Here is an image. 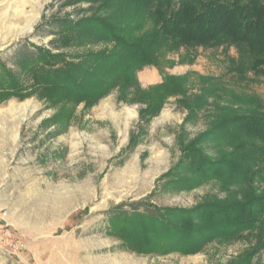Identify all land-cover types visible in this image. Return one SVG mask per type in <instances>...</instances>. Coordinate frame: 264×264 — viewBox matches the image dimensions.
I'll return each instance as SVG.
<instances>
[{"label":"rangeland","instance_id":"rangeland-1","mask_svg":"<svg viewBox=\"0 0 264 264\" xmlns=\"http://www.w3.org/2000/svg\"><path fill=\"white\" fill-rule=\"evenodd\" d=\"M91 7L76 0H0V62L13 69L17 45L47 47L54 38L56 28L45 26L46 21L77 19L89 15ZM100 48L97 44L79 51ZM178 55L166 57L173 64L162 73L145 67L146 72L154 70L157 83L145 85L140 71L136 74L141 89L161 84L165 76L188 82L185 95L169 97L144 130L138 123L144 105L120 102L117 92L89 109L77 107L64 126L65 121L50 122L55 109L35 96L0 101V212H6L7 224L0 264H264V243L256 246L251 234L215 238L189 254L135 250L122 234L130 231V239H137L130 230L138 229L135 221L117 218L134 208L141 213L151 206L187 210L239 191L221 180H197L194 174L180 173L182 168L177 176H166L183 159L186 144L208 131L215 108L233 103L243 92L259 97L264 106V77L240 80L230 64L238 58L232 47L198 48L185 63ZM216 83L224 92L210 93L207 104L187 122L184 99L193 101ZM199 147L217 156L213 144ZM14 239L22 243L21 250L13 252Z\"/></svg>","mask_w":264,"mask_h":264},{"label":"trees","instance_id":"trees-1","mask_svg":"<svg viewBox=\"0 0 264 264\" xmlns=\"http://www.w3.org/2000/svg\"><path fill=\"white\" fill-rule=\"evenodd\" d=\"M76 1L89 3L91 13L49 19L44 25H54L56 31L47 47L24 42L17 45L20 53L13 58V69L0 62V101L35 96L55 109L50 122L65 121L64 126L77 107L89 109L117 92L120 102L144 105L138 122L144 130L169 97L185 95V77L163 74V82L148 89L137 83L136 74L143 68L153 66L162 73L164 66H171L168 55L180 54V63H185L198 48L232 47L238 58L230 64L240 80L264 77V0ZM97 44L102 48L81 52ZM216 85L203 88L193 101L184 99L187 122L207 104L210 93L224 92L225 87ZM241 94L215 108L208 131L186 144L183 159L166 176L175 177L182 168L180 173L194 174L200 181L237 186L238 193L187 210L151 206L147 212L134 208L129 215L120 214L117 218L138 226L130 229L136 240L130 239V231L122 233L135 250L189 254L206 241L243 233L251 234L256 246L264 243V191L256 192L264 184V106L259 97ZM203 143L213 144L217 156L204 152L199 147Z\"/></svg>","mask_w":264,"mask_h":264},{"label":"built area","instance_id":"built-area-1","mask_svg":"<svg viewBox=\"0 0 264 264\" xmlns=\"http://www.w3.org/2000/svg\"><path fill=\"white\" fill-rule=\"evenodd\" d=\"M5 217H6V212L5 211H1L0 212V247H1V245L4 242H6V236H7L6 228H7V224H6ZM22 247H23L22 243L19 240L14 239V241L12 242V245H11V248L13 249V252L21 250Z\"/></svg>","mask_w":264,"mask_h":264},{"label":"crops","instance_id":"crops-1","mask_svg":"<svg viewBox=\"0 0 264 264\" xmlns=\"http://www.w3.org/2000/svg\"><path fill=\"white\" fill-rule=\"evenodd\" d=\"M147 70H148L147 68H144L142 71L139 72V79L145 85L157 83L159 79L157 78V75L154 72V70L151 69L148 72H146Z\"/></svg>","mask_w":264,"mask_h":264}]
</instances>
